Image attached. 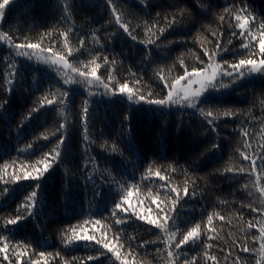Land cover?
<instances>
[{"label":"trees","instance_id":"obj_1","mask_svg":"<svg viewBox=\"0 0 264 264\" xmlns=\"http://www.w3.org/2000/svg\"><path fill=\"white\" fill-rule=\"evenodd\" d=\"M202 2H211V11L195 20L190 19L175 30L165 31L157 40V44L161 45L159 48L147 44L150 38L156 37H150L144 25L147 22L153 32L154 25L163 27L165 22L162 17L165 13H171L169 5L175 3V0H148L153 6L147 9L140 0H112L127 22L133 26L139 25L135 28L137 41H132L115 23L108 0H9V4L5 5L0 32L12 35L15 43H21L24 39L32 43L42 40V48L66 54L68 50L64 47L65 37L60 33L67 31V42L72 55L66 58L72 66L80 71L87 67L90 72L92 67L99 65L97 76L105 83L115 84L118 88L120 83L126 82L129 87L147 95L148 92H159L163 88L161 76L172 81L183 76L186 69L191 73L194 67H205L208 57L204 52L218 51L217 43L221 45V49H228L214 57L221 63L222 60L238 61L239 58L252 54L259 59L258 34L248 49L242 48L244 37H241L239 28L229 27V13H225L224 9L237 10L245 7L252 17L260 20L264 19V0ZM66 6L71 7L68 20L64 21L62 9ZM157 13H161L158 22ZM221 15L225 16L224 21L219 19ZM231 15L234 17L235 11ZM232 23L235 24L234 18ZM233 32L236 34L233 35ZM94 34L99 37V42ZM81 40L84 41L83 44ZM147 53H151V56L146 55ZM39 54L37 50L31 60L17 57L15 50L4 40H0V101L5 96L3 76L6 74V61L15 59L22 76L9 97L11 120L0 117V169L5 178L14 172L23 171L21 164L25 167L35 164L59 142V124L68 125L63 145V162L54 165L43 179L34 216H27L22 206L34 190L35 182L21 180L14 183L10 180L8 184H4L0 181V246L6 243L11 245L7 251L13 264H17V257L18 264H25L26 261L34 264L36 260L40 264H112L115 257L111 253H107V256L100 255L98 260L88 261V256L99 255L97 250L100 245L93 248L94 241H74L69 244L68 240L72 236L68 231L70 227H74L77 234L95 232L99 237L103 232L110 245L119 246L118 239L124 244L122 253H127L130 246L132 255L127 257L130 264H167L166 252L159 239L160 230L148 225L146 219L156 218L157 204L164 206L168 190L172 187L181 190L182 199L173 213L181 231L186 232L197 224L201 226L198 230L201 239L195 245L190 242L182 246L189 259L195 256L199 264H211V261L205 260L204 246L208 242V236H212L213 248L210 251L218 256L220 264H233L236 255L241 257V264H257L255 253L243 252L240 245L246 240L249 247L255 243L259 249V241H253V236H259L258 228L264 215L259 211L253 212L252 208H264V198L260 197L256 186V178L264 175V169L257 168L249 175V161L243 160L237 149L244 151L246 141L251 145L247 152L252 157L253 152L259 154L264 147V109L260 105V101L264 100V85L259 78L246 79L238 87L223 93H206L202 98L222 102L216 105L221 110L229 107L243 110L241 119L245 121V129L239 128L240 121L221 117L217 135L207 132V125L191 109L181 112L173 106L171 110L162 113L147 104H130L126 98L102 97V87L96 91L94 87L87 85H65L64 76L74 75L71 70L64 69L58 73L56 65L38 61L36 56ZM44 55L48 56L50 53L46 52ZM104 56H108L109 61L114 58L115 64H105ZM133 73L136 74L135 77ZM136 78L141 79L140 84H136ZM181 84H186V80L181 81ZM64 90L69 91L70 109L56 99ZM90 91H96V95L89 97ZM166 92L167 89H164V94ZM49 97L54 101L52 105L47 103ZM84 99L90 100L88 141L83 139L81 111ZM32 108L40 110L26 119ZM125 114H130L132 147L136 156L127 150V129H123L124 137L119 135ZM244 130L249 133L248 137L238 134ZM217 140L222 144V149L205 152ZM114 143L123 151V156L111 151ZM194 153L204 155L197 160L193 170L190 167V157ZM89 155L94 156L95 160L86 161ZM256 158L259 164V159ZM128 161L137 162L138 168L133 169ZM85 163H88L87 168ZM149 166L151 172L148 171ZM240 166L245 167V174H236L235 178L232 174L227 177L221 175L225 167ZM182 169H188V172L185 173ZM157 171H160L163 180L156 175ZM109 173L119 183L112 185L111 191L105 184L104 198L100 200L99 196H94L93 184H86L84 178L91 175L96 179L97 185H100L98 178L101 175L108 176ZM193 180L199 185L198 194L194 199H189L183 195L182 190L185 184L191 188ZM125 181L127 186L124 187V192L132 193L129 204L137 208L141 215L147 211V217L143 220H138L135 216L129 218V209V213L122 214L124 222L117 225L110 209L113 199L119 201L122 195L120 189ZM5 188L8 189L7 192H4ZM100 190L99 187L95 189L96 192ZM175 195L176 193H172L173 197ZM17 214L27 218L17 225H8V230H4L6 220ZM209 216H212L211 224L208 222ZM96 220L101 223L96 225ZM249 222L256 227L248 229ZM114 236L117 239H113ZM152 241L156 243H150ZM157 244L161 246L159 254L156 251ZM103 251L107 252L106 249ZM41 252L45 256L40 257ZM230 252L233 254L232 258L225 260ZM3 256L0 253V261L8 264ZM73 257L78 259L73 261ZM180 259L183 264V257ZM115 264H120V261Z\"/></svg>","mask_w":264,"mask_h":264},{"label":"snow or ice","instance_id":"obj_2","mask_svg":"<svg viewBox=\"0 0 264 264\" xmlns=\"http://www.w3.org/2000/svg\"><path fill=\"white\" fill-rule=\"evenodd\" d=\"M140 3L147 9L151 8L153 5L148 3V0H140ZM9 4V0H3V3H0V23H2L3 18L5 17V5ZM109 6L112 8V14L115 16V23L123 29V32L127 34L128 37L131 38L132 41H137V34L135 33V28L139 27V25L133 26L129 22H127L123 16L119 13L118 8L113 5L112 0H108ZM86 6V5H84ZM71 6H66L62 9V19L64 21L68 20V12ZM169 8L172 9L171 13H165L162 17L164 20V26L159 27L154 25L155 31L153 32L147 22H145V29H147L149 36L155 35V39H149L147 44L155 45L157 48L161 47L160 44H157V40L163 35L165 31L168 29L175 30L177 27L181 25H185L190 19L195 20L199 16L205 15L207 12L211 11L212 3L209 2L207 4L203 3L202 0H175V3L169 5ZM225 13H229L228 16V24L231 28H239L241 37H244V42H242L241 47L244 49H248L253 40L257 39L258 34V48H259V59L256 58L255 54L249 55L247 57L239 58L238 61L234 60L229 62L227 60L217 61L214 59L215 56L221 54V51H228L225 47L221 49V45L217 43L216 48L218 51L212 52L209 50H205L204 55L208 57L207 65L205 67H194L193 71L189 73L187 69L184 72L183 76L175 78L172 81H168L166 77L161 76L160 80L163 81V88L159 92H148L145 95L144 92L139 91L136 88L129 87L128 83H120L117 88L115 84L105 83L99 76H97V69L99 65H96L91 68L89 72L87 67L85 70L80 71L76 67L72 66L67 60L68 55H72V49L69 46L68 40V32L64 31L60 33L65 37L64 47L68 50L66 54H58L51 50V48L44 49L41 47V42L32 43L27 39H24L21 43H15L12 35H9L7 32H0V40H4L10 47L15 50V54L17 57H26L31 60L33 53L39 50V55L36 56V59L42 63L56 65V71L59 73L61 70L70 69L74 75H65L63 83L65 85H73V84H81L87 85L90 88L94 87L96 91H99V88H103V92H100V95L107 96L109 98H126V100L131 103L136 104H147L149 106H154V109L158 112H165L166 110H171L173 106H176L177 111L184 112L187 109H191L193 112L197 113L201 118L204 124L207 125V132L217 133L218 128L220 127L219 121L221 117L224 118H232L234 120L240 121L239 128L245 129V121L241 119L243 116V110L234 109V108H224L220 109L216 107L217 104L222 102H211L208 100H203L205 94L211 95L212 93H223L225 91H230L234 87H238L239 84L246 79H257L259 78L262 85H264V19L256 20L255 17L251 16V13L247 8L241 7L240 9H224ZM235 11L234 17L231 13ZM170 15V18H169ZM251 17V20H250ZM161 18V13H157V22ZM235 20V24L232 23V20ZM221 21L225 20V16L221 15L219 17ZM111 22V21H110ZM255 29V31H254ZM236 33L233 32V35ZM94 38L99 42V37L95 36ZM84 41L81 40V44ZM140 43L144 44L145 41H140ZM31 50V51H29ZM50 53V55L45 56L44 53ZM149 57L151 53H147ZM105 64L112 63L115 64V59L113 58L109 61L108 56L103 57ZM95 63V61H93ZM203 64L204 61H201ZM5 75L3 76V80L5 81L4 92L5 96L0 101V117L4 118L7 121L11 120V115L9 114V110L11 107L9 97L12 95L17 85L22 80V76L20 73L19 67H17V61L15 59L6 61ZM134 77L135 73L132 74ZM92 77L94 79H89ZM109 80H111V74H109ZM186 80V85H181V81ZM136 84L141 83L140 78H136ZM192 85H197V87L193 88ZM164 89H167L166 94H164ZM96 91H90L89 97L95 96ZM60 104L65 105V107L70 109L71 101L69 100V91L64 90L60 93V96L56 98ZM47 103L52 105L54 103L53 99L49 97L47 99ZM89 99H84L82 101V111L81 118L84 129V137L85 141L89 139V124L88 121L90 119L89 112ZM261 108L264 109V100L260 101ZM43 105L41 104V107ZM39 108H32L29 111L28 117L30 118L33 113L38 112ZM8 114V115H6ZM127 129V150L133 156H136V151L132 147V136H131V123H130V114H125L124 119L122 121V131L120 132V136L124 137L125 132L123 129ZM60 132V136L58 138L57 145L50 149L49 152L44 153L41 158L36 161L35 164H30L25 167L24 164L20 165V168L23 171L19 173H13L7 179L3 174V170L0 169V181L4 184H8L11 180L12 182H18L21 180H30L35 182V188L30 193L29 197L25 199L23 204V210L27 213V216H34L37 204L38 192L42 188V181L45 178L46 174L53 169L54 165H59L63 162V145L65 139L68 134V125L67 123L59 124L57 129ZM206 134V133H204ZM244 137H248L249 133L244 130L242 133ZM218 135V133H217ZM47 139V136L44 137ZM30 148L31 145H28ZM104 147V145H101ZM251 145L245 141V150L241 152L238 148L237 151L240 152L243 160L249 161L248 165V174L251 175L252 172L256 171L257 168L264 169V147L261 148V152L256 154L253 152L252 157L249 156L247 152V148H250ZM222 144L217 140L211 144V147L205 149L207 151H216L221 150ZM111 151L115 154L123 156L124 153L122 150L117 148V145L114 143L112 145ZM204 153H200L199 155L193 154L191 159L190 167L195 169L197 160L203 156ZM259 159V164L257 163V158ZM139 159V158H137ZM94 156H87L86 161H94ZM128 163L132 164L133 169L138 168V163L134 161H128ZM6 167V166H5ZM88 167V163H85V168ZM176 169L174 168L173 171ZM151 172V166L148 169ZM185 173L188 172V169H182ZM217 171H220L219 169ZM246 169L244 166H240L238 168L233 167H225L221 175L227 177L229 174H232V177L235 178L236 174H245ZM156 175L160 177L161 180L164 179L163 176L160 175V171L156 172ZM86 184L91 182L93 184L94 196H99L100 200L104 198V185H108V190L111 191L112 185L119 183L116 177L109 173L108 176L101 175L98 179L101 181L100 185H97L96 179L91 175L85 176ZM127 186V181H125L124 186L121 187L120 192L122 193L119 201L113 199L112 208L110 209L111 216L115 219V223L117 225L122 224L124 222V216L122 214L129 213V209H131V216H135L138 220H143L147 217V211L144 215H141L140 211L132 207L129 204V196L132 193L124 192V187ZM256 186L259 189V194L261 198H264V175H258L256 178ZM99 187L101 190L96 192L95 189ZM247 187V185H245ZM199 185L195 180L191 182V188L187 184H185L183 188V195L188 197L189 199H194L198 194ZM8 189L5 188L4 192H7ZM180 189L176 187L169 188L167 200L164 202V206L160 207L157 204V209L155 211L156 218H147L146 223L148 225L154 226L155 229L160 230L159 239L163 243V250L166 252V261L167 264H181V257H183V264H199V260L197 257L188 258L185 249L182 247L191 242V244L195 245L198 239H201L198 230L201 228L199 224L186 232L181 231L180 226L176 223V216L173 213L176 212V205L182 199L180 195ZM172 193H176L175 197L172 196ZM202 194V193H201ZM170 200V203H168ZM152 203H156V201H152ZM125 205H128L125 207ZM251 207V205H249ZM148 211H151L150 209ZM253 212L259 211L262 215H264V208L256 209L252 208ZM27 216H23L17 214L14 218L7 219L4 225V230H8V225H17L19 221L26 219ZM171 221V223H169ZM212 216L208 217V222L211 224ZM101 223L100 220H96L95 224L99 225ZM256 227V225L252 222H249L248 229ZM247 231V229H242ZM72 233L71 238H69L68 243L72 244L74 241H94L92 247L95 248L96 245H100L98 251V256H88V261L98 260L100 255L107 256V253H111L115 260L112 264H115L116 261H120V264H130L129 259L132 255L130 250L127 253H122L121 249L124 248V244L120 243L116 236L113 239H117L116 245H110L109 239L105 238V234L102 232L98 237L95 232L91 234L79 233L77 234L76 229L74 227H70L68 229ZM259 236H253V241H259V249L256 248L255 243L249 247L248 241H243L240 245V248L243 252L246 253H255L257 257V264H264V220L260 221V226L258 228ZM7 239V237L5 238ZM214 237L208 236V242L205 243L204 246V257L206 261H211V264H220L218 256L212 254L210 251L213 248ZM201 242H203L201 240ZM147 243V242H146ZM150 243H156V241H152ZM235 244V241H233ZM10 244H4L0 246V253H3V260L8 261V264H13V260L9 258L8 248H10ZM107 250L104 252L103 250ZM156 251L159 254L161 252V246L157 244ZM40 257L45 256L44 252L39 253ZM59 255V253H57ZM232 253H228L225 257V260L232 258ZM78 258L73 257V261H76ZM17 264L19 261V257L16 258ZM0 264H3V261H0ZM25 264H30V262H25ZM34 264H40L39 260H36ZM233 264H241V257L236 255L233 259Z\"/></svg>","mask_w":264,"mask_h":264},{"label":"rangeland","instance_id":"obj_3","mask_svg":"<svg viewBox=\"0 0 264 264\" xmlns=\"http://www.w3.org/2000/svg\"><path fill=\"white\" fill-rule=\"evenodd\" d=\"M181 85H186V84H181ZM195 86H197V85H192L193 88H194Z\"/></svg>","mask_w":264,"mask_h":264}]
</instances>
